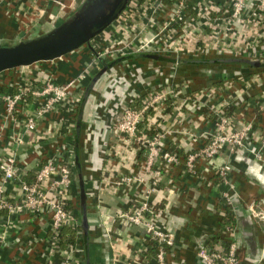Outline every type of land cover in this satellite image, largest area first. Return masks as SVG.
Instances as JSON below:
<instances>
[{"label": "crops", "instance_id": "0c3cea01", "mask_svg": "<svg viewBox=\"0 0 264 264\" xmlns=\"http://www.w3.org/2000/svg\"><path fill=\"white\" fill-rule=\"evenodd\" d=\"M205 3L206 0H196L197 10L193 11V16L198 23L197 30L210 35L200 43L199 52L182 53L178 67L173 66L177 60L175 54H157L161 59L154 60L151 56L155 54L150 52H143L146 56L141 57H137L141 53L133 52L126 55L127 60L115 66L127 75L136 68L142 70L146 84L138 88L143 90L153 86L155 78L158 80L152 72L154 66L162 67L165 75L173 71L176 82L183 85L182 103L159 113L160 128L167 132L165 145L178 150L182 163L164 175L151 196L158 226L175 234L176 248L168 254V264H197V246L207 236L213 245H219L216 234L226 225L223 200L226 191L237 195L241 202L237 227L243 246L241 259L249 263L259 259V264H264V222L254 223L247 211L252 202L264 210V151H261L264 140V67L251 65L264 63V8L260 6V0H254L241 20L230 23L225 15L230 2H225L222 12L214 18L209 11L202 10ZM34 4V0H0V30L3 31L0 41L19 37L27 30V37L49 33L67 19L62 17L52 22L47 18H36ZM50 10L58 12L55 6ZM197 12L201 14L200 18ZM205 15L211 16L209 23L203 19ZM132 37L128 35L127 42ZM112 38L119 41L120 36L113 35ZM110 39L111 36L104 34L92 44L98 50L106 47ZM93 57L89 48H83L57 62L10 70L0 76L3 84L0 94L15 93L16 80L23 72L28 76L27 81L35 80L39 87L51 71L57 73L58 81H67L81 73ZM103 68L107 66L104 64ZM108 72L91 90L79 126H76L75 113L73 116L67 113L65 106L58 114H49L46 121L37 120L36 130L28 131L27 117L35 108L32 100L24 102L13 116H7L4 103L0 101V156L15 158L18 173L24 174L26 181H33L40 164L69 145L65 158L74 162L71 196L82 224L83 263L156 264V247L152 239L143 228L131 225L122 217L130 214L141 201L151 178L146 176L144 183L134 181L120 187L114 183L120 177L139 176L145 157L142 152L135 151L139 149L136 143L125 144L108 129L110 116L101 110L98 120L95 113L97 105L109 97L111 74ZM98 73L94 72L86 81L84 93ZM207 89L215 92L213 100L199 99L196 111L185 106L188 96L193 98L197 94L201 97ZM222 104L231 105L222 111L234 123L231 131L247 134L244 146L234 154L225 149L211 162H197L196 171L190 172L186 169L185 158L199 147L191 135L212 131ZM72 122L74 126L67 129ZM77 129L82 130L79 136ZM256 150L262 153L263 160H256ZM224 165L232 167L226 182L218 173ZM2 185L10 198L20 199L22 196L18 181ZM82 188L86 194L85 206L81 200ZM84 221L88 223L86 232ZM45 225L27 213L2 215L0 264H44L46 242L42 231Z\"/></svg>", "mask_w": 264, "mask_h": 264}, {"label": "built area", "instance_id": "2783aa9c", "mask_svg": "<svg viewBox=\"0 0 264 264\" xmlns=\"http://www.w3.org/2000/svg\"><path fill=\"white\" fill-rule=\"evenodd\" d=\"M34 1L33 14L36 18H47L52 22L62 17L63 19L68 18L83 2V0ZM252 1L254 0H206L205 6L201 4V7L202 10L209 11L214 18L222 12L223 4L230 2V9L225 12V15H228L232 23L243 18L246 8ZM195 3L196 0H175L173 5H169L165 0H131L127 9L106 30L113 29V31H105L97 37L104 34L111 36L108 45L98 50L95 49L92 44L97 40L95 38L90 47L85 46L94 53V57L81 73L72 76L67 81L60 82L57 79V73L51 71L48 72L44 84L39 87L35 80L27 81L28 76L23 72L16 80L18 86L15 93L0 94V101L4 103L7 116H13L29 99L35 104V108L34 112L27 117L28 131L36 130L37 120L46 121L49 114H58L65 106L67 107L66 112L73 116L83 98L85 83L94 72L98 73L103 69L104 64L107 66L118 58L133 52H150L155 55L173 53L177 59L173 66L178 67L180 55L186 52H199L200 43L205 42L210 35L205 31L197 30L198 23L193 16V11L197 10ZM51 6L57 7L58 12H52ZM260 6L264 8V0H260ZM63 14L65 15L62 16ZM211 16L205 15L203 19L209 23ZM26 34L28 30L20 36L27 37ZM113 35H119V41L112 38ZM128 35L134 36L129 42L126 40ZM117 64L115 63L108 70L111 74L108 85L109 97L97 105L95 113L98 120L101 110L110 116L111 122L108 129L125 144L136 143L139 149L135 151L142 152L145 157L143 171L139 176L120 177L114 183L120 187L133 184L134 181L144 183L148 178L146 176L151 178L141 201L130 214L122 215V217L131 225L143 228L156 244V264H168V254L176 248L175 234L158 226L155 209L151 205V196L160 185L164 175L171 173L176 166L182 163L178 150L170 149L165 145L167 132L160 128L162 124L159 120V113L166 112L165 110L172 107H178L179 103H182L183 85L176 82L173 71L165 75L162 67L154 66L152 72L158 80L155 78L153 81L155 84L143 90L138 88L139 85L145 86L146 84V80L144 81L142 77V70L136 68L127 75L125 71H119L115 66ZM29 67L17 69L24 70ZM6 72L8 71L1 73L0 76ZM22 80L25 81L24 84ZM2 85L0 80V87ZM214 96L215 92L207 89L202 92L201 97L197 94L193 98L188 96L185 106H191V109L196 111L199 109V99L213 100ZM237 100L240 103L243 102V99L237 98ZM229 107H231L230 104L221 105L217 116L219 119L215 122L212 131L198 136L191 135L193 142L199 143V147L185 158L188 171H196L197 162L215 160L225 149L234 154L244 146L247 134L237 130L231 131L234 123L224 112L222 113L225 108ZM70 125L74 126V122L68 124L67 129ZM53 137L55 139V135ZM18 140L21 142V139ZM69 147L66 145L55 155L44 160L37 169L33 181H26L24 174L18 173L15 158L0 156L2 184L18 181L22 195L20 199L10 198L5 194L3 185L0 184V218L2 215L27 213L46 224L42 231L45 236L43 240L46 242L44 264H84L82 259L84 248L81 247L80 240L82 224L72 205L71 196L74 162L72 159H69L70 162L65 158V152ZM261 151H264V140ZM39 152L42 154L41 151ZM254 153H256L257 161L263 160L261 152L256 150ZM231 171L230 165H224L218 173L220 178L226 182L227 175ZM223 200L226 205L225 209L231 207L239 212L241 202L237 195L226 191L223 194ZM247 211L254 223L264 222V210L257 207V203L252 202L248 205ZM68 228L76 231L77 240L74 245L64 248L62 246L63 233ZM216 235L219 236L218 246L211 243L210 236L198 244L197 264H245L246 261L240 256L243 246L238 236V229L224 225ZM259 262V259H253L252 263L246 262V264H259Z\"/></svg>", "mask_w": 264, "mask_h": 264}, {"label": "water", "instance_id": "95a60500", "mask_svg": "<svg viewBox=\"0 0 264 264\" xmlns=\"http://www.w3.org/2000/svg\"><path fill=\"white\" fill-rule=\"evenodd\" d=\"M131 0H88L73 19L54 28L45 36L15 46H0V74L41 62H52L73 53L101 35L127 9ZM109 7L106 10L105 7ZM86 203L84 188L81 192ZM84 230L88 223L84 221Z\"/></svg>", "mask_w": 264, "mask_h": 264}, {"label": "trees", "instance_id": "16d2710c", "mask_svg": "<svg viewBox=\"0 0 264 264\" xmlns=\"http://www.w3.org/2000/svg\"><path fill=\"white\" fill-rule=\"evenodd\" d=\"M165 1L169 5H173L175 2V0H165ZM138 55L139 56H137V57L146 56L144 53H141ZM151 57H153L154 60L155 59L156 60L161 59L159 56H156V55H152ZM125 59L127 60L128 56L118 58L116 61L108 64L107 68H103L101 71H99L98 76H95V78H92V80L89 82V84L86 88V91L84 93V96H83V98H82V100H81V102H80V104H79V106L75 112L76 126L82 125L83 114H84V111H85L86 106L88 104L87 103L88 98L90 97V93H91V90L93 89V87L96 86V83L100 80V78L104 75V73L107 72L112 67V65H114L115 63H118V62H122ZM251 65L254 67H260V66L264 67V63H260V62H258V64L254 63ZM81 131L82 130L77 129V133H78L77 135L78 136L80 135ZM238 215H239L238 212L234 208L227 207L226 212H225V217H224V223L226 225H230L233 228H237L238 227ZM76 240H77V234H76L75 230L70 229V228L64 230L63 242H62V246L64 248H67L71 245H74L76 243ZM153 244H155V243L153 242ZM154 246L156 247V244Z\"/></svg>", "mask_w": 264, "mask_h": 264}, {"label": "rangeland", "instance_id": "374dc122", "mask_svg": "<svg viewBox=\"0 0 264 264\" xmlns=\"http://www.w3.org/2000/svg\"><path fill=\"white\" fill-rule=\"evenodd\" d=\"M67 20L68 19H66L65 21L67 22ZM111 31H113V29L108 30L106 32H111ZM46 34H48V33H44V34H41V35L40 34L39 35L35 34V35L28 36V37L19 36V37L7 38L6 40L0 41V46H3V47L15 46V45H17V44H19L21 42H26V41H31V40H35V39L41 38V37L45 36ZM0 36H3V31H1V30H0ZM83 48H86V47L85 46L81 47V49H79V50H82ZM57 61L58 60H56V62Z\"/></svg>", "mask_w": 264, "mask_h": 264}, {"label": "flooded vegetation", "instance_id": "af4514ba", "mask_svg": "<svg viewBox=\"0 0 264 264\" xmlns=\"http://www.w3.org/2000/svg\"><path fill=\"white\" fill-rule=\"evenodd\" d=\"M87 1H88V0H83V2H82L81 5L78 7V9H77L72 15H70V16L67 18V19H68L67 21L73 19L74 16L76 15V13L80 12V11L83 9V7H84L85 4L87 3ZM111 1H112V0H111ZM105 8H106V10L109 9L108 6L105 7ZM65 20H66V19H65ZM65 20H64V21H65ZM64 21L60 22L58 26H60V25H62V24H64V23H66V21H65V22H64ZM114 22H115V21H114ZM114 22H113V23H114ZM113 23H112V24H113ZM112 24H111V25H112ZM111 25H110V26H111ZM58 26H56V27H58ZM110 26H109V27H110ZM56 27H55V28H56ZM109 27H108V28H109ZM108 28H107V29H108ZM107 29H106V30H107ZM52 30H54V28H53ZM52 30H51V31H52ZM106 30H105V31H106ZM51 31H50V32H51ZM105 31H104V32H105ZM50 32H49V33H50Z\"/></svg>", "mask_w": 264, "mask_h": 264}]
</instances>
